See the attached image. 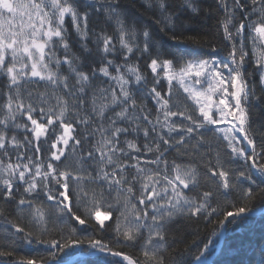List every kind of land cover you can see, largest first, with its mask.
<instances>
[{
  "label": "snow or ice",
  "instance_id": "6c2138e0",
  "mask_svg": "<svg viewBox=\"0 0 264 264\" xmlns=\"http://www.w3.org/2000/svg\"><path fill=\"white\" fill-rule=\"evenodd\" d=\"M136 2L0 0V264H264V0Z\"/></svg>",
  "mask_w": 264,
  "mask_h": 264
},
{
  "label": "trees",
  "instance_id": "16d2710c",
  "mask_svg": "<svg viewBox=\"0 0 264 264\" xmlns=\"http://www.w3.org/2000/svg\"><path fill=\"white\" fill-rule=\"evenodd\" d=\"M126 4H131L132 0H125ZM204 6L207 7L208 4L211 3V0H203ZM134 12L142 11V7L139 4L138 0L136 2V8L133 9ZM214 21L209 18L208 20L197 19L191 25V31L189 34L196 35L198 33L202 34L205 31L211 29ZM160 36V39L163 43L168 44L171 43L167 40V37H164L157 33ZM262 225H264V218L257 217L256 221L249 226L247 235L250 236L253 244H258L261 236ZM212 225L204 226V224L199 225V234L202 238H211L214 243H219V247L223 249V251H217V253L212 257L214 264H236V261L241 259V256L236 255L233 251L229 249H234L239 246L243 236L241 234V230L238 225H233L232 228L226 233V235L221 239L219 237H210L208 233L212 230ZM191 237H189V240ZM223 240V241H222ZM39 249H33L32 254H35ZM28 252L27 249L23 250L21 254H26ZM251 255V253H248Z\"/></svg>",
  "mask_w": 264,
  "mask_h": 264
},
{
  "label": "water",
  "instance_id": "95a60500",
  "mask_svg": "<svg viewBox=\"0 0 264 264\" xmlns=\"http://www.w3.org/2000/svg\"><path fill=\"white\" fill-rule=\"evenodd\" d=\"M223 240H224V238H223ZM223 240H222V241H223Z\"/></svg>",
  "mask_w": 264,
  "mask_h": 264
}]
</instances>
